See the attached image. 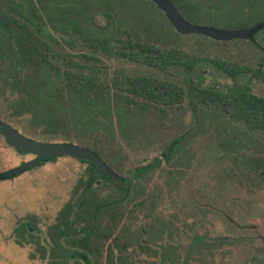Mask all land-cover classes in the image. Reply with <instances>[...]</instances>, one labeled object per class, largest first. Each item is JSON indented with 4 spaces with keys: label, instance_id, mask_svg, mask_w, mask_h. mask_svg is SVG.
I'll return each mask as SVG.
<instances>
[{
    "label": "trees",
    "instance_id": "16d2710c",
    "mask_svg": "<svg viewBox=\"0 0 264 264\" xmlns=\"http://www.w3.org/2000/svg\"><path fill=\"white\" fill-rule=\"evenodd\" d=\"M171 1L187 19L200 14L220 15L238 27L250 26L264 7V0ZM117 2L127 5L126 0ZM108 6L98 0H0V82L8 91V117H29L32 124L48 133L62 132L65 141L77 139L100 156L105 149L102 140H113L116 131L151 138L159 124L171 119L178 121V134L161 156L137 166L128 176L120 174L121 181L88 162L85 178L74 187L56 222L48 228L50 249L35 239L25 222L16 232L26 227L28 233L18 242L38 244L39 258L47 260V264H102L106 242L103 264H177L179 260L170 246L158 241L154 228L160 220L151 213L154 198L146 192V182L163 164L171 173L173 167L187 162L191 138L205 132L202 126L209 121L206 108L212 111L209 122L244 126L238 129L243 139L236 142L234 137L225 138L224 147L233 149L254 140L246 131H256L264 137V96L250 91V79L230 89L187 80L184 89L170 79L110 72L97 65L92 55H72L52 44L59 41L52 39L56 37L47 27L69 46L74 45L72 35L77 33L92 51L143 62L163 72L172 67L191 77L203 60L233 78L252 72L248 65L189 53L173 40L174 35L181 34L166 17L173 38H161L154 30L149 31L151 11L142 4L138 8L146 15H136L128 6V15L122 11L123 6ZM143 29L145 33H141ZM171 40L174 42L169 43ZM254 71L264 81V70ZM187 98L194 126L185 129L180 121L185 114L177 109ZM1 174L0 179L4 178ZM145 208L149 209L150 223L127 235V225L123 223L126 212ZM135 251L151 257L134 256ZM30 257L35 258L33 254Z\"/></svg>",
    "mask_w": 264,
    "mask_h": 264
},
{
    "label": "rangeland",
    "instance_id": "374dc122",
    "mask_svg": "<svg viewBox=\"0 0 264 264\" xmlns=\"http://www.w3.org/2000/svg\"><path fill=\"white\" fill-rule=\"evenodd\" d=\"M98 2L105 7L111 5L114 9L123 6L122 11L127 15V6L132 8L136 15H146V11L138 8L141 4L144 5L151 11L147 12L152 17L147 23L148 27L152 28L149 31L154 30L161 38L176 36L173 39L175 42L177 40L189 53L202 58L219 57L256 68L264 57V33L258 35L263 50L243 41L215 43L199 35L173 36L164 15L152 3H141L139 0H126L127 5L118 3L117 0ZM260 10L250 22L251 26L264 21V7ZM189 20L220 28L239 26L220 15L212 17L210 14H200ZM47 31L56 37L52 39H58L59 43H52L55 47L72 55H92L96 58L94 62L97 65L108 68L110 72L120 70L133 76L165 77L180 84H187L184 81L187 77L184 70L174 69L171 75L165 74L166 77L156 69L136 65L129 59L92 51L77 33L72 35L74 45L69 46L60 38L61 35L48 27ZM141 33H145L144 29ZM173 40L169 43L174 42ZM200 72L206 86L216 84L220 89H225L234 83L204 60L192 77L195 82L201 80V74H197ZM248 77L249 75L243 76L238 80L239 83L244 84ZM250 86L253 93L264 96V84L261 81L256 79ZM7 98L8 91L0 82V117L3 120L10 122L22 133L39 140L66 139L62 132L51 134L43 127L32 124L29 117L9 118ZM188 104L184 103L177 109L185 114L180 120H183V127L193 125L194 122ZM206 111L208 120L212 121V111L207 108ZM209 121L202 126L207 132H200L189 143L190 153L184 165L173 167L169 173L168 167L163 164L146 182V192L154 198V203L150 204L153 207L151 213L156 214L160 220L154 228L158 241L170 246L172 252L185 264H264V261L259 263L254 256L258 251L264 250V174L261 168L258 172L251 170L248 167L250 162L243 160L245 155L263 159L264 150H261L260 145L263 137L260 133H254L256 141L251 142L254 145L246 142L240 143L239 146L243 148L236 151L225 149V138L234 137L237 142L242 136L233 135L230 125L222 127ZM113 122H118L116 114L113 115ZM178 125V121L165 119L163 124L158 125L151 138L116 131L113 140H102L105 148L101 153L102 157L112 164L119 174L128 176L137 166L161 155L164 147L178 134ZM70 134L74 135L73 132ZM71 141L80 142L77 139ZM31 157L32 155H22L15 151L0 133V173L20 165ZM88 166V163L78 159L63 157L34 167L16 178L0 180V264H47V260L39 258L38 244L18 242L19 239L22 241V235L28 233L26 227L17 233L18 224L27 222L35 239L38 238L42 245L50 249L46 240L48 228L56 222L74 187L85 178ZM147 210L149 209H129L126 212L123 223L127 225V235H132L150 223L151 215H148ZM194 235H202L203 239L191 246ZM107 245L108 242L103 245L102 264ZM31 254L35 258H31ZM133 255L151 257L140 251L133 252Z\"/></svg>",
    "mask_w": 264,
    "mask_h": 264
},
{
    "label": "water",
    "instance_id": "95a60500",
    "mask_svg": "<svg viewBox=\"0 0 264 264\" xmlns=\"http://www.w3.org/2000/svg\"><path fill=\"white\" fill-rule=\"evenodd\" d=\"M154 2L168 17L173 27L183 35L201 34L218 41H228L233 39H249L254 34L264 28V22L255 24L249 28H220L211 25L197 24L187 20L170 0H149ZM0 129L5 133L7 144L14 147L16 151L36 152L39 157L29 160L20 166L6 170L1 175L10 178L18 173L36 166L40 162L48 161L55 156H75L82 160L94 162L108 175L117 181H121L122 176L113 170L94 150L80 144L71 142H48L40 141L21 134L15 127L0 119Z\"/></svg>",
    "mask_w": 264,
    "mask_h": 264
},
{
    "label": "flooded vegetation",
    "instance_id": "af4514ba",
    "mask_svg": "<svg viewBox=\"0 0 264 264\" xmlns=\"http://www.w3.org/2000/svg\"><path fill=\"white\" fill-rule=\"evenodd\" d=\"M147 1H149V0H147ZM171 1V0H170ZM142 2H144V1H141V3ZM151 2L152 1H150V2H145V3H150L151 4ZM172 2V1H171ZM152 3H154V2H152ZM173 3V2H172ZM155 4V3H154ZM174 4V3H173ZM153 5V4H152ZM156 5V4H155ZM175 5V4H174ZM157 6V5H156ZM158 7V6H157ZM159 8V7H158ZM177 8V7H176ZM178 9V8H177ZM158 10V9H157ZM159 11L164 15V17H166L167 19H168V17L166 16V14L159 8ZM179 11V10H178ZM180 12V11H179ZM181 13V12H180ZM182 14V13H181ZM183 15V14H182ZM210 15H212V17H214V16H217V15H213V14H210ZM184 16V15H183ZM185 17V16H184ZM165 18V19H166ZM186 18V17H185ZM187 19V18H186ZM187 20H189V19H187ZM167 21V20H166ZM168 21L170 22V20L168 19ZM189 21H191V20H189ZM192 22V21H191ZM261 22H264V21H259V22H256L255 24H258V23H261ZM193 23H195V22H193ZM170 24L172 25V23L170 22ZM197 24H200V23H197ZM255 24H253L252 26H254ZM169 25V24H168ZM205 25H208V24H205ZM211 26H215V25H211ZM251 25L250 26H247V27H233V28H249V27H252ZM172 27H173V25H172ZM174 28V27H173ZM233 28H229V29H233ZM175 29V28H174ZM176 30V29H175ZM177 31V30H176ZM178 32V31H177ZM179 33V32H178ZM261 33H264V28H262V29H260L259 31H257L255 34H254V36H253V38H249V39H233V40H228V41H218V40H214V39H212V38H210V37H207V36H205V37H207V38H210V39H212V40H214V41H217V42H215V43H227V42H249L253 47H255L256 49H258V50H263V46H262V44H261V42H259V40H258V35L259 34H261ZM181 35H183V34H181ZM190 35H192V34H190ZM193 35H201V34H193ZM204 36V35H203ZM108 56H110V55H108ZM113 57H115V56H113ZM126 59H128V58H126ZM129 61H132L133 63H135L136 65H141V66H144V67H146V68H153V69H156L154 66H149V65H147V64H145V63H143V62H138V61H134V60H130L129 59ZM208 63V62H207ZM209 64H211V65H213L212 63H209ZM245 65H248V64H245ZM215 68H217V66H215V65H213ZM249 66V65H248ZM101 67H103V68H106V67H104V66H101ZM257 68H260V70H264V57L260 60V62H259V64H258V66L256 67V68H252L251 66H249V71L250 70H252V72H249V73H247V74H245V75H243V76H247V75H249V77H248V79L244 82V83H246L249 79H250V83H249V88H250V91H252L251 90V83L254 81V80H259V81H261L263 84H264V81H262V79H260V77L258 76V74H257V72L256 71H254V69H257ZM106 69H108V68H106ZM174 69H176V68H169L168 69V71L167 72H163V71H161V70H159V69H156L158 72H162L163 73V75L164 76H166L165 74H172V71L174 70ZM218 69V68H217ZM109 70V69H108ZM180 70V69H179ZM219 70V69H218ZM115 71H118V72H121L120 70H114V72ZM220 72H222L221 70H219ZM222 73H224V72H222ZM200 74H201V72H200ZM225 74V73H224ZM255 74H257V75H255ZM226 75V74H225ZM254 75V76H253ZM133 76V75H132ZM136 76H139V75H136ZM146 76H149V75H146ZM194 76V75H193ZM193 76H191V77H186L185 79H184V81L186 82L187 80H190V81H193V82H195L194 80H193ZM201 76V80L199 81V82H195V83H201V84H203L204 85V79H203V74H201L200 75ZM228 78H230V79H232L233 80V84L232 85H229L227 88H225V89H230V88H232L235 84L236 85H240V86H242L243 84H240L239 83V79H241L242 77H235V78H233V77H230V76H228V75H226ZM151 77H154V76H151ZM167 77V76H166ZM161 79H168L169 80V78H165V77H162ZM170 80H172V79H170ZM174 81V80H173ZM176 82V81H175ZM178 83V82H177ZM182 86L184 87V89L186 88V85H184V84H182ZM204 86H206V85H204ZM210 86H217V87H219L218 85H216V84H213V85H210ZM208 87V86H207ZM188 93H189V91H188ZM255 94V93H254ZM260 96V95H259ZM189 98H187L186 100H185V102L184 103H189ZM189 105V104H188ZM191 107V106H190ZM190 109V108H189ZM191 110V109H190ZM172 111H174V110H172ZM191 112H192V110H191ZM0 119L2 120V121H5V120H3L1 117H0ZM6 122H8V121H6ZM9 124H11L10 122H8ZM193 124H194V122H193ZM12 125V124H11ZM222 125V127H226V126H231V130H232V132H233V135H235V133H237V134H239L240 136H242L241 137V140L243 139V132L242 131H239L238 129H243L244 128V126H239V125H237V124H235V123H230V124H220V126ZM13 126V125H12ZM194 125H189V127L191 128V127H193ZM13 127H15V126H13ZM237 128V130H238V132H236V131H234L235 129L234 128ZM240 127H243V128H240ZM16 128V127H15ZM188 128V126L187 127H185V129H187ZM203 128V127H202ZM21 134H24V133H22L18 128H16ZM204 129V128H203ZM206 132H207V130L206 129H204ZM0 133L4 136V138H5V133L3 132V130H1L0 129ZM204 133V132H203ZM246 133H248V134H250V135H252L253 136V134L254 133H258V132H248V131H246ZM199 134V133H198ZM24 135H26V134H24ZM27 136H29V135H27ZM30 138H34V137H31V136H29ZM197 137V135L194 137V138H191V141H190V143L195 139ZM254 137V136H253ZM229 138H231V137H229ZM37 139V138H36ZM39 140V139H38ZM6 141V140H5ZM40 141H43V140H40ZM236 141V140H235ZM256 140H255V138H254V140H249V141H247V142H249V143H251V142H255ZM48 142H71V141H65V140H62V141H48ZM237 142H239V141H237ZM262 142H264V137H263V141H261L260 140V145H261V150H264V145H262ZM7 143V142H6ZM71 143H75V142H71ZM76 144H79V143H76ZM251 144H253L254 145V143H251ZM9 145V144H8ZM81 145V144H80ZM10 146V145H9ZM83 146V145H82ZM258 146V145H257ZM10 147H12V146H10ZM84 147H86V146H84ZM14 150H15V148L14 147H12ZM89 148V147H88ZM225 149H227L226 147H224ZM240 148H243V147H240V146H236L235 148H229V150H234V151H236V150H238V149H240ZM258 148L260 149V146H258ZM91 149V148H90ZM16 151V150H15ZM18 152V151H17ZM18 153H21L22 155H32V157L30 158V159H28L27 161H29V160H32V159H35V158H37V157H39V153H36V152H26V151H22V152H18ZM98 154V153H97ZM99 155V154H98ZM100 156V155H99ZM159 156H161V155H159ZM63 157H71V158H75V159H78V160H80L81 162H85V163H88V162H91V161H87V160H82V159H79V158H77V157H75V156H68V155H65V156H62V157H60V156H55V157H53V158H51L50 160H48V161H44V162H40V163H38L36 166H34V167H37V166H40V165H42V164H44V163H48V162H52V161H56L57 159H59V158H63ZM113 170H115L114 168H113V166L108 162V161H106L102 156H100ZM243 160H245V161H249L250 162V166H249V164H248V167H250V169L251 170H253L254 172L256 171V172H258L259 171V169L261 168L262 170H263V174H264V157H263V159H259L258 157H253V156H251V155H245V156H243ZM27 161H24L23 163H25V162H27ZM23 163H21L20 165H22ZM94 163V162H93ZM89 164V163H88ZM20 165H18V166H20ZM17 167V166H16ZM34 167H32V168H30V169H28V170H25V171H23V172H21V173H18V174H16V175H14V176H12V177H10V178H2V179H0V180H6V179H12V178H16V177H18V175H20V174H22V173H24V172H26V171H29V170H31V169H33ZM15 168V167H14ZM12 169V168H11ZM9 170V169H8ZM103 170V169H102ZM104 171V170H103ZM116 171V170H115ZM5 172V171H4ZM105 172V171H104ZM117 172V171H116ZM1 173H3V172H1ZM118 173V172H117ZM110 176V175H109ZM23 224V222H21V223H19L18 225L20 226V225H22ZM25 225H26V227H28L29 228V225H27V222L25 223ZM23 229V228H22ZM203 239V236L202 235H194L193 236V239H192V245L191 246H194L197 242H199V241H201ZM254 256H256V258H257V261L259 262V263H262L263 261H264V250L263 251H258V253L256 254V255H254ZM176 257H177V259L179 260L178 261V263L177 264H185L184 262H183V260H180L179 259V256L178 255H176ZM262 259V260H261Z\"/></svg>",
    "mask_w": 264,
    "mask_h": 264
}]
</instances>
